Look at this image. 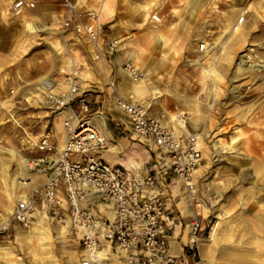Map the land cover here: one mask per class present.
I'll use <instances>...</instances> for the list:
<instances>
[{"label": "rangeland", "instance_id": "obj_1", "mask_svg": "<svg viewBox=\"0 0 264 264\" xmlns=\"http://www.w3.org/2000/svg\"><path fill=\"white\" fill-rule=\"evenodd\" d=\"M90 4L98 11L103 31L97 48L71 33L62 37L57 19H44L38 11H33L35 19L23 18L21 24L2 30L0 223L10 217L21 195L41 188L46 170L34 167L33 160L56 156L33 145L51 126L59 133L56 124L63 122L64 109L40 102L47 91L43 79L53 83V92H60L75 70L92 109L105 114L114 92L98 97L90 89L111 86L113 78L123 81L118 70L122 64L109 61L115 57L108 53L111 36L119 40L120 62L130 61L147 72L145 81L153 79L158 85L147 111L179 132L197 136L202 161L196 191L185 192L177 182L175 191L200 219L198 243L201 251L206 250L208 263L264 264V0H90ZM234 30H242L243 36L236 37ZM200 44L206 49L200 51ZM184 125L188 131L181 128ZM23 179L30 183L22 184ZM44 223L3 243L0 264H80L82 246L74 235L64 233L57 222ZM201 251L195 264H202Z\"/></svg>", "mask_w": 264, "mask_h": 264}, {"label": "built area", "instance_id": "obj_2", "mask_svg": "<svg viewBox=\"0 0 264 264\" xmlns=\"http://www.w3.org/2000/svg\"><path fill=\"white\" fill-rule=\"evenodd\" d=\"M9 13L19 18L35 9L38 0H7ZM61 11L57 30L62 37L71 33L84 38L97 48L102 28L97 22L98 11L90 0H46ZM244 15L239 17V22ZM115 40L108 52L116 49ZM204 44L199 45L203 51ZM123 70L131 80L147 78L146 71L130 61ZM67 86L53 92V83L43 79L42 104L69 112L64 120L66 138L56 146L48 134L40 135L33 145L37 151L54 153L55 157L33 160L38 170H46L41 188H33L15 202L10 217L0 223V247L15 239V225L31 227L34 212L67 227L68 233L82 246L80 264H189L183 255L173 252L163 224L162 174L170 169L185 192L196 191V171L202 161L197 136L179 132L161 117L149 115L143 102L116 91L113 103L127 116L133 135L154 144L166 157V165L153 173L142 174L119 165H112L101 156L107 147L104 135L92 120L89 100L81 91L75 70L67 75ZM14 89H10L13 93ZM2 103L0 101V108ZM31 165V164H30ZM32 167V165H31ZM30 168V167H29ZM39 196V199L37 198ZM201 224L197 214L189 221V248L199 255L198 232Z\"/></svg>", "mask_w": 264, "mask_h": 264}, {"label": "crops", "instance_id": "obj_3", "mask_svg": "<svg viewBox=\"0 0 264 264\" xmlns=\"http://www.w3.org/2000/svg\"><path fill=\"white\" fill-rule=\"evenodd\" d=\"M9 1L0 0V49L3 48V36H1L2 30L15 23L20 22L22 19H35L34 12L38 11L44 19H52L56 18L60 13L61 9L58 5L47 2L46 0H38L37 6L35 9L27 11L26 15L23 17L15 18L12 17L8 10ZM45 8H49L46 14L43 13ZM56 12H55V11ZM15 29V28H14ZM112 35V33H110ZM83 40H86L82 38ZM115 40L117 46L114 52H108L109 54L115 55V57L110 58L111 64L120 65L126 62L121 63L119 60V56H117V52L119 50V40L113 39L111 36L108 37V40ZM110 41L108 42L109 45ZM130 55L132 57L135 56V52H131ZM121 75L124 77L123 81H116L113 78V84L111 86L106 87H98L91 88L90 90L96 92V96H105L106 94L111 95L113 92H117L119 95L126 97L128 93H133L135 97L140 99L145 106L149 109L153 103L154 97L156 93L159 92L158 85L155 86L153 84V79H150L149 82L144 79L141 82H138V87L132 88L130 77L123 73V68L118 67ZM126 74V75H125ZM128 76L129 80L126 79ZM150 77V76H149ZM153 77V76H152ZM125 81V82H124ZM141 85V86H140ZM143 85V86H142ZM84 94V90H81ZM84 96L89 100V97ZM91 104V102H90ZM92 109V107H91ZM52 111L55 109H51ZM66 111V112H65ZM104 114L103 109H92V120L96 123L98 129L104 135L107 143V147L101 151L100 156L112 165H119L124 168L130 170L140 171L142 174L145 173H153L154 169L159 166L166 165V157L165 155L151 142L142 141L136 138L133 135L132 129L129 125L127 116L125 113L114 105L113 101L109 102L108 109ZM149 115H154L152 111H147ZM60 117H63V122L56 124L61 130L58 129L59 133L54 132V126H51L49 130L44 132L43 134H48L52 138L55 143H57L61 147L64 144L66 129L64 125V120L68 117L69 112L67 110H63ZM67 115V116H66ZM47 124V123H46ZM44 125V127L46 126ZM181 128L185 131H188L186 126H181ZM104 129V130H103ZM59 134V135H58ZM65 137V138H64ZM176 177L170 171V169H166L162 174V187H166L163 192V224L165 226L169 244L173 250V252L177 255H183L187 258L189 264H195L196 258L194 252H192L189 248V221H190V210H187L186 206L183 202L180 201V193L175 191L176 186ZM39 199V196L37 195ZM41 220V221H40ZM49 219L44 217L38 210L34 212V219L32 221V227H39L45 224L44 222H48ZM15 235L23 231V228L20 225H15ZM19 235V234H18ZM201 242L198 243L199 253L201 251ZM200 246V247H199ZM117 263V262H115ZM119 264V263H117Z\"/></svg>", "mask_w": 264, "mask_h": 264}, {"label": "bare ground", "instance_id": "obj_4", "mask_svg": "<svg viewBox=\"0 0 264 264\" xmlns=\"http://www.w3.org/2000/svg\"><path fill=\"white\" fill-rule=\"evenodd\" d=\"M233 34H235V36L236 37H240L241 38V36H243V34H244V32L242 31V30H234L233 31ZM163 58V57H162ZM144 79H139V80H131L132 82H131V85H130V87H132L133 89L134 88H136V87H138L139 86V84H137L138 82H141V81H143ZM141 86V85H140ZM143 86V85H142ZM131 94H132V96H133V98L134 99H137L136 97H135V95L131 92ZM66 112V111H65ZM67 116V115H66ZM177 119V118H176ZM181 121V118L179 117L178 118V122H180ZM104 130V129H103ZM99 132L101 133V131L99 130ZM102 134V133H101ZM103 135V134H102ZM61 147V145L59 146V148ZM24 166H26V168L27 167H31V165H30V163H25L24 164ZM177 183H180L177 179L175 180ZM21 183L22 184H29L30 183V181H24V179L21 181ZM181 184V183H180ZM188 193H191V192H188ZM199 205V204H198ZM192 215H194V213L193 212H191V214H190V216H192ZM41 221V220H40ZM63 232L65 233L66 231H67V227H65V226H63ZM211 237H214V228L211 230ZM257 233V232H256ZM262 233H264V232H262ZM234 243V242H233ZM200 247V246H199ZM213 251V250H212ZM201 258H202V264H210V263H208V261H207V252H206V250L205 249H202V251H201ZM262 256V255H261ZM260 257V256H259ZM212 258V257H211ZM206 259V260H205ZM260 260V259H259ZM261 260H262V258H261ZM115 262V261H114ZM253 262V261H252ZM254 263H256L255 261H254ZM253 263V264H254ZM262 263V262H261ZM261 263H258V264H261Z\"/></svg>", "mask_w": 264, "mask_h": 264}]
</instances>
